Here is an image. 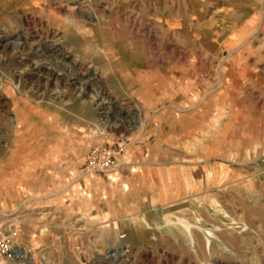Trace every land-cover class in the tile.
Here are the masks:
<instances>
[{
    "label": "rangeland",
    "instance_id": "rangeland-1",
    "mask_svg": "<svg viewBox=\"0 0 264 264\" xmlns=\"http://www.w3.org/2000/svg\"><path fill=\"white\" fill-rule=\"evenodd\" d=\"M0 212V264H264V0H0Z\"/></svg>",
    "mask_w": 264,
    "mask_h": 264
},
{
    "label": "built area",
    "instance_id": "built-area-1",
    "mask_svg": "<svg viewBox=\"0 0 264 264\" xmlns=\"http://www.w3.org/2000/svg\"><path fill=\"white\" fill-rule=\"evenodd\" d=\"M124 152V146L116 148L108 145L96 146L87 152L84 162L80 167L82 176L93 178L100 174L112 171L117 165V158ZM17 231L12 227H6L4 215L0 212V260L15 259Z\"/></svg>",
    "mask_w": 264,
    "mask_h": 264
},
{
    "label": "crops",
    "instance_id": "crops-1",
    "mask_svg": "<svg viewBox=\"0 0 264 264\" xmlns=\"http://www.w3.org/2000/svg\"><path fill=\"white\" fill-rule=\"evenodd\" d=\"M197 117H198V115H197ZM150 129H151V127L149 126L148 122H146L144 124L143 130H142V134H143L142 137L146 136L149 133ZM168 133L178 134V129L174 130L173 132L171 130ZM141 139L142 138H139L137 141H134V142H132L131 144L128 145V151H130V150L133 151V152L135 151L136 152L135 156H132L133 153L131 152V156L130 157H124V156L118 157L117 158V165L115 166L113 171L117 169L118 171H120V172L125 174V173H128V172L131 171V166H133V165H134L133 167L140 166L141 168L138 167L139 169L138 170L136 169V172H137L136 177H137L139 183H142L141 187L144 188V186H146L145 185L146 178L148 177L145 174H148L149 169H148V167L144 168L143 164L138 159L140 157V155L142 156V154H143L142 151H143L144 147L146 146V143H144V141H142ZM156 142H158V144H159L158 140H156ZM103 145H108V146L113 147V148H116L117 146H121V144L119 142H112V143H108V144L106 142V143H101L98 146H103ZM140 152H141V154H140ZM147 180H148V178H147ZM148 182L150 183V181H148ZM148 186H149V188L152 187V185H150V184H147L146 187L148 188Z\"/></svg>",
    "mask_w": 264,
    "mask_h": 264
},
{
    "label": "bare ground",
    "instance_id": "bare-ground-1",
    "mask_svg": "<svg viewBox=\"0 0 264 264\" xmlns=\"http://www.w3.org/2000/svg\"><path fill=\"white\" fill-rule=\"evenodd\" d=\"M59 9V8H58ZM67 9V8H66ZM27 16V15H26ZM35 20V19H34ZM33 20V21H34ZM30 25V24H29ZM34 27V26H33ZM29 28V27H28ZM30 30H32V29H30ZM29 30V31H30ZM35 31V30H34ZM23 36H25V37H27L28 36V34H27V32H25L24 34H23ZM31 36V35H30ZM19 39V38H18ZM14 45H16V44H13V46H12V48L10 49L12 52H15V51H13L14 49H16V48H18L17 47V45L16 46H14ZM30 45V44H29ZM53 45V44H52ZM57 46V45H56ZM30 47V46H29ZM28 49H30V48H28ZM39 49V50H38ZM46 49H42V48H40V47H37L35 50H34V52L32 53V54H30L29 55V57L28 58H26L25 57V60H23L24 62L22 63V64H18V65H29V64H33V63H36L38 60L37 59H39V58H41L42 57V59L44 58V59H50L48 62H50V64H51V68H53V69H55L56 70V72L58 71V70H62V68H61V66H59L58 64H57V62L55 63V60L52 58V57H58L57 56V53L56 52H53V50L51 49V50H47V51H49V53L51 54V53H53L52 55H50V54H48V52L47 51H45ZM36 59V62H33V63H31L33 60H35ZM39 60H41V59H39ZM42 61V60H41ZM40 61V62H41ZM44 61V60H43ZM62 61V60H61ZM21 63V62H20ZM39 64V63H38ZM49 64V63H48ZM49 64V65H50ZM57 64V65H56ZM34 65V64H33ZM37 64H35V66H36ZM64 65V64H63ZM25 66V67H26ZM32 66V65H31ZM48 66V65H47ZM34 67V66H33ZM19 68V67H18ZM21 68H24V66L23 67H21ZM20 68V70H22ZM30 68V67H29ZM35 68V67H34ZM42 68V67H41ZM50 68V67H49ZM17 69V68H16ZM27 69V68H26ZM26 69H24V72H25V70ZM31 69V68H30ZM44 69H45V67H44ZM28 70V69H27ZM32 70H33V68H32ZM46 70V69H45ZM44 71V70H43ZM48 71V70H47ZM46 71V73L44 74V75H46V83H47V81H48V78L50 77V76H53L52 77V81H54V82H56L57 83V81H58V79L56 78L57 76V74L54 72V70L53 71H48L47 72ZM23 72V71H22ZM23 72V73H24ZM21 73V72H20ZM23 73H21L20 75H18V77L16 76V78H14V77H11L10 75V77H8V78H11V80H14V83H15V81L19 84V82L20 83H22L23 82V79H24V77L25 76H27L26 74H23ZM42 73V72H41ZM55 73V74H54ZM61 73V72H60ZM66 76V75H65ZM28 77V76H27ZM60 78V77H59ZM63 78V77H62ZM39 80V79H38ZM37 80V81H38ZM32 81V80H31ZM30 81V82H31ZM33 82V81H32ZM36 82V81H35ZM43 82H45V81H43ZM59 82V81H58ZM37 83H39V82H37ZM39 84H41V83H39ZM55 84V83H54ZM20 85V84H19ZM15 87H16V85H15ZM14 87V88H15ZM19 87H21V86H19ZM16 89V88H15ZM104 98V97H103ZM106 119H108V116L106 117ZM107 122V120H105V122L103 123L104 124V126H105V123ZM136 122V121H135ZM138 122V121H137ZM105 128V127H104ZM128 209V208H127ZM152 224V223H151ZM161 227V226H160ZM188 232H190V231H188ZM195 236V235H194ZM186 237H188V236H186ZM191 237H193V236H191ZM190 238V237H189ZM196 238V237H195ZM191 239V238H190ZM190 239L188 240L189 241V243H190ZM193 240V239H192ZM191 240V241H192ZM195 241V240H194ZM196 242H197V240H196ZM198 243V242H197ZM194 245V244H193ZM190 246V245H189ZM16 256H15V258H17V259H19V261L20 262H22V261H26L27 260V258H28V252L25 250V249H22L20 246H18L17 248H16ZM122 252V251H121ZM123 253V252H122ZM111 256H112V254H111Z\"/></svg>",
    "mask_w": 264,
    "mask_h": 264
}]
</instances>
